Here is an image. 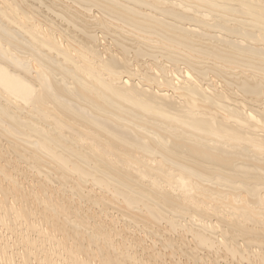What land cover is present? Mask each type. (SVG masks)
<instances>
[{
  "label": "bare ground",
  "instance_id": "obj_1",
  "mask_svg": "<svg viewBox=\"0 0 264 264\" xmlns=\"http://www.w3.org/2000/svg\"><path fill=\"white\" fill-rule=\"evenodd\" d=\"M199 260L264 264V0H0V264Z\"/></svg>",
  "mask_w": 264,
  "mask_h": 264
},
{
  "label": "rangeland",
  "instance_id": "obj_2",
  "mask_svg": "<svg viewBox=\"0 0 264 264\" xmlns=\"http://www.w3.org/2000/svg\"><path fill=\"white\" fill-rule=\"evenodd\" d=\"M109 212H110V211H109ZM102 221L108 223V220H106V221H105V220H102ZM116 225H117V224H116ZM119 225H120V226H119ZM116 227H121V224H118ZM128 230H129V229H128ZM128 230H127V231H128ZM127 231L125 230V232H126V234H125L126 237L129 236V233L131 232V231L129 230L130 232L127 234ZM125 232H124V233H125ZM147 242H149V240H148ZM156 249H157V247H156ZM183 260H184V258H183ZM158 261L160 262V260H158ZM203 261H206V262L203 263L202 261L199 260V262L197 261L196 264H209V263H208V260H203ZM159 262H158L157 264H159ZM166 262H168V261H166ZM219 264H227V263L223 262L222 260H219Z\"/></svg>",
  "mask_w": 264,
  "mask_h": 264
}]
</instances>
